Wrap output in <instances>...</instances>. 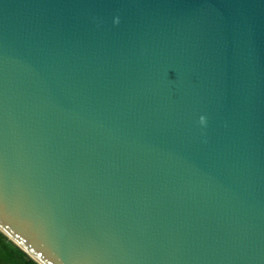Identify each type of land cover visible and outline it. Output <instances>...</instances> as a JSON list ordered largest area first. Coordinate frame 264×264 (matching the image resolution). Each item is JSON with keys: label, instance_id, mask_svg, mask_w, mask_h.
I'll return each instance as SVG.
<instances>
[{"label": "water", "instance_id": "obj_1", "mask_svg": "<svg viewBox=\"0 0 264 264\" xmlns=\"http://www.w3.org/2000/svg\"><path fill=\"white\" fill-rule=\"evenodd\" d=\"M0 232L38 264H264V0H0Z\"/></svg>", "mask_w": 264, "mask_h": 264}, {"label": "trees", "instance_id": "obj_2", "mask_svg": "<svg viewBox=\"0 0 264 264\" xmlns=\"http://www.w3.org/2000/svg\"><path fill=\"white\" fill-rule=\"evenodd\" d=\"M0 264H38L0 232Z\"/></svg>", "mask_w": 264, "mask_h": 264}, {"label": "clouds", "instance_id": "obj_3", "mask_svg": "<svg viewBox=\"0 0 264 264\" xmlns=\"http://www.w3.org/2000/svg\"><path fill=\"white\" fill-rule=\"evenodd\" d=\"M205 122H206V121H205V117L201 116V117H200V123H201V124H204Z\"/></svg>", "mask_w": 264, "mask_h": 264}]
</instances>
